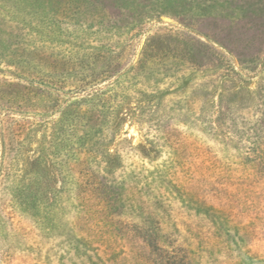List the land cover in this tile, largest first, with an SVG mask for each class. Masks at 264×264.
Segmentation results:
<instances>
[{
	"label": "rangeland",
	"instance_id": "rangeland-1",
	"mask_svg": "<svg viewBox=\"0 0 264 264\" xmlns=\"http://www.w3.org/2000/svg\"><path fill=\"white\" fill-rule=\"evenodd\" d=\"M6 80L60 103L0 104V264H264V0H0ZM69 155L104 181L83 204Z\"/></svg>",
	"mask_w": 264,
	"mask_h": 264
},
{
	"label": "trees",
	"instance_id": "trees-1",
	"mask_svg": "<svg viewBox=\"0 0 264 264\" xmlns=\"http://www.w3.org/2000/svg\"><path fill=\"white\" fill-rule=\"evenodd\" d=\"M218 53V52H217ZM53 85L54 82H51L50 80H47ZM31 83L29 84H23L21 82H13V81H4L3 83H0V104L2 102L6 103L7 105L6 110L12 111L15 107L17 109H20L19 111L22 112L24 109L28 108H36L39 103L42 105V108L44 111L53 110L56 107H58L60 100L58 98L51 97V94L49 91H45L39 86L36 85L35 80H30ZM62 83V82H61ZM58 85V84H57ZM80 86V85H79ZM77 86V88H79ZM112 86V85H111ZM109 87V89H103L101 87L94 88L92 92L88 93L87 97L77 100V99H70V103L68 104V107L71 111H62V117L61 119L64 120L62 123L61 130H64L65 127L69 128V131L72 132L74 129V126L77 125V122H82L85 120L86 122L92 121L91 119L93 117L100 118L101 114H103L104 111L111 112L114 110L115 106L112 104L110 99L112 96L117 94L116 90L114 88ZM111 88V89H110ZM44 98V99H41ZM50 98V99H47ZM39 99V100H38ZM40 102H35V101ZM119 102H117L118 104ZM4 105V104H3ZM41 109V108H40ZM67 109V110H69ZM26 113L25 111H23ZM66 124V121H68ZM66 125V126H65ZM8 126V125H7ZM90 127V126H89ZM9 132V131H8ZM62 139V138H61ZM72 142V140H68L67 138L64 140V144ZM71 146L66 149L73 148V144L70 143ZM67 147V144L65 145ZM64 161L62 164V183L63 186L60 189V192H64L65 190H79L76 195L82 198L83 200H86L88 198V194L91 192H96L101 190L102 184L104 181L98 180V178L95 176V170L91 166V162H94V158H90L87 156V158L83 157L82 159L78 157H74L73 155H69L68 160H61ZM77 172L80 175L81 178H77L74 176V173ZM67 184L70 186L67 188ZM81 193H84L81 195ZM87 196V197H86ZM55 206H60L61 198L59 196H55ZM98 202H101L100 204H95L87 206V207H94V210L88 209V212L90 214V211L92 213H99L103 208V202L102 200H98ZM83 204V203H82ZM80 204V205H82ZM85 204V203H84ZM86 205V204H85ZM82 207H84L82 205ZM97 209V210H96ZM89 218V215H87ZM95 221V220H93ZM97 221V220H96ZM92 229H97L96 224H93Z\"/></svg>",
	"mask_w": 264,
	"mask_h": 264
}]
</instances>
